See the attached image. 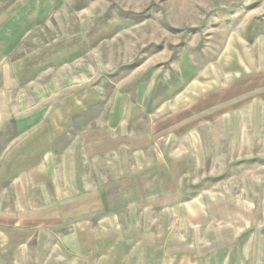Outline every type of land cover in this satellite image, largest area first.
Instances as JSON below:
<instances>
[{
  "label": "rangeland",
  "instance_id": "374dc122",
  "mask_svg": "<svg viewBox=\"0 0 264 264\" xmlns=\"http://www.w3.org/2000/svg\"><path fill=\"white\" fill-rule=\"evenodd\" d=\"M0 264H264V0H0Z\"/></svg>",
  "mask_w": 264,
  "mask_h": 264
},
{
  "label": "crops",
  "instance_id": "0c3cea01",
  "mask_svg": "<svg viewBox=\"0 0 264 264\" xmlns=\"http://www.w3.org/2000/svg\"><path fill=\"white\" fill-rule=\"evenodd\" d=\"M87 146V145H86Z\"/></svg>",
  "mask_w": 264,
  "mask_h": 264
}]
</instances>
